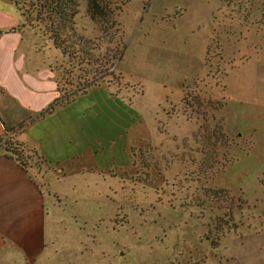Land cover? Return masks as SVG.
Returning <instances> with one entry per match:
<instances>
[{
	"label": "rangeland",
	"instance_id": "1",
	"mask_svg": "<svg viewBox=\"0 0 264 264\" xmlns=\"http://www.w3.org/2000/svg\"><path fill=\"white\" fill-rule=\"evenodd\" d=\"M79 1L87 52L64 55L25 26L61 87L100 77L144 118L126 167L64 182L34 169L75 219L41 264H264V18L251 15L264 0H114L111 30ZM56 166L41 171L58 177Z\"/></svg>",
	"mask_w": 264,
	"mask_h": 264
},
{
	"label": "crops",
	"instance_id": "2",
	"mask_svg": "<svg viewBox=\"0 0 264 264\" xmlns=\"http://www.w3.org/2000/svg\"><path fill=\"white\" fill-rule=\"evenodd\" d=\"M253 12L258 14L255 19L264 18L262 8ZM259 29L264 32V21ZM33 31L23 26L13 3L0 0V138L6 128H16L61 96L59 70L37 46ZM258 48L264 51L261 45ZM143 118L142 109L133 102L112 95L108 86L99 84L18 132L17 137L39 150L49 164L67 163L53 178L64 182L77 172L113 173L116 166L129 165L133 130ZM45 183L16 158L0 153V264L49 260L58 254L59 243L72 229L68 222L75 224L74 217L68 220L57 212L55 196ZM75 228L77 243L82 245L83 230ZM85 263L82 259L70 264Z\"/></svg>",
	"mask_w": 264,
	"mask_h": 264
},
{
	"label": "trees",
	"instance_id": "3",
	"mask_svg": "<svg viewBox=\"0 0 264 264\" xmlns=\"http://www.w3.org/2000/svg\"><path fill=\"white\" fill-rule=\"evenodd\" d=\"M19 10L23 18V26L38 24L50 36L53 45L64 55L74 52H87L82 48L83 37L77 34L76 17L80 11L79 0H9ZM87 12L100 26L111 30L116 26L115 15L119 6L114 0H86ZM108 26V27H107ZM81 82V81H80ZM100 77H94L90 82L78 85L74 89L60 88L61 96L29 120L22 122L16 128H6V134L0 138V153L16 158L27 170H37L42 178H50L42 173L48 165L47 158L36 148L30 147L20 141L17 133L24 131L30 125L55 111L58 107L76 99L80 94L86 93L90 88L101 84ZM116 82V81H115ZM117 83V82H116ZM119 83V81H118ZM80 84V83H79ZM112 83L108 87L111 89ZM114 96L125 99L121 91H113ZM56 167H65L67 163H56ZM50 168V166H47ZM35 175V173H34ZM36 176V175H35ZM217 247V246H216Z\"/></svg>",
	"mask_w": 264,
	"mask_h": 264
}]
</instances>
